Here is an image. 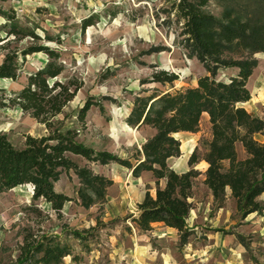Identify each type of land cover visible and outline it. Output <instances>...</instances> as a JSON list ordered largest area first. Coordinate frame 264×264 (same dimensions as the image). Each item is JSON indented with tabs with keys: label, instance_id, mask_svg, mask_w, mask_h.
<instances>
[{
	"label": "rangeland",
	"instance_id": "obj_1",
	"mask_svg": "<svg viewBox=\"0 0 264 264\" xmlns=\"http://www.w3.org/2000/svg\"><path fill=\"white\" fill-rule=\"evenodd\" d=\"M176 2L0 0V9L13 14L21 28L39 38L16 41L11 36L9 49L23 50L30 44L48 46L59 52V62L65 67L59 81L75 78L83 82L60 117L67 118L65 126L77 130L79 141L86 146L134 163L136 152L151 134L145 128L136 129L125 122L137 94L145 91L142 96H146L155 91L174 92L193 87L198 78L207 74L184 47L181 24L173 12ZM209 10L216 16L221 12L214 2ZM89 17L92 25L82 32V22ZM6 22L0 15V38L5 37ZM151 48H158L159 52L148 54ZM19 62L16 81L0 80V133L6 134L17 148L23 145L24 136L39 137L45 134V129L8 99L25 86L30 74L45 67L48 57L36 53ZM157 71L173 73L178 80L172 85L141 84ZM231 74V71L218 70L216 78L225 80ZM89 97L101 100L104 114L98 108H91L83 127L76 116ZM254 116L264 122V110ZM177 138L181 156L170 160V166L178 173L189 170L188 160L195 150L199 159L194 166L200 175L193 182L192 209L187 219L190 236L186 244L180 243L177 231L168 230L162 224H154L152 231L145 233L131 223L129 216H136L137 204L147 192L154 195L157 188L150 174L134 178L128 169L117 164H92L89 166L95 174L113 182L104 201L89 209L82 208L76 201L78 179L69 171L54 186L57 193L72 200L64 206L61 219L49 205L36 202V207L49 216V220L40 223L41 230L59 236L72 248V256L62 264H264V217L259 219L254 215L242 220L230 197H225L222 210L209 201V191L203 183L207 164L202 160L211 139L209 120L202 117L197 133L181 134ZM256 140L264 139L257 135ZM77 161L80 166L84 165ZM31 192L29 186H23L0 194V264L15 261L23 228L37 229L31 220L38 218L25 212L32 203ZM258 200L264 205V195ZM198 213L204 216L200 223H196ZM62 225L78 231L97 230L94 239L83 247L62 234Z\"/></svg>",
	"mask_w": 264,
	"mask_h": 264
},
{
	"label": "trees",
	"instance_id": "obj_2",
	"mask_svg": "<svg viewBox=\"0 0 264 264\" xmlns=\"http://www.w3.org/2000/svg\"><path fill=\"white\" fill-rule=\"evenodd\" d=\"M212 2L221 9L218 16L209 10ZM173 12L181 24L185 49L203 65L207 75L198 78L193 87L174 92L155 91L146 96H142L145 91L137 94L125 122L136 129L151 128L155 134L136 152L132 163L86 146L79 141L77 130L65 126L67 118L60 117L83 82L75 78L59 81L65 67L59 62V52L48 46L30 44L23 50L9 49L11 36L16 41L39 38L21 28L13 14L0 9V15L7 21L5 37L0 38V80L16 81L21 67L19 60L23 62L27 56L43 53L48 57L45 67L30 74L25 86L8 99L43 126L45 134L26 135L23 145L17 148L6 134L0 133V194L30 186L32 203L25 212L38 218L31 220L36 230L30 226L22 229V241L13 264H62L72 256L67 242L41 230L40 223L49 220V216L36 207V202L49 205L61 219L64 206L72 200L57 193L54 186L69 171L78 179L76 201L82 208L89 209L104 201L113 182L95 174L89 166L92 164H117L128 169L134 178L150 174L157 188L154 195L147 192L137 204L136 216H129L131 223L145 233L151 232L154 224H162L176 230L180 243L186 244L190 236L187 219L192 209L193 182L200 175L194 166L199 159L195 150L188 160L190 169L184 173L171 169L169 161L181 156V143L175 134L197 133L203 114L208 115L211 130L202 159L207 164L203 183L216 207L222 208L229 189L241 219L264 211L258 200L264 194V140H256L257 135L264 139V122L241 107L251 100L247 83L258 65L255 55L264 53V0H177ZM91 25L89 17L83 20L80 29L83 32ZM154 52L159 49L151 48L147 53ZM228 69L236 74L228 82L217 80L218 70ZM177 80L173 73L157 71L141 84L172 85ZM93 107L104 114L101 100L89 97L77 112L79 125L85 126ZM238 144L245 152L244 159L238 157ZM77 160L84 165L80 166ZM60 230L87 247L97 228L78 231L62 225Z\"/></svg>",
	"mask_w": 264,
	"mask_h": 264
},
{
	"label": "crops",
	"instance_id": "obj_3",
	"mask_svg": "<svg viewBox=\"0 0 264 264\" xmlns=\"http://www.w3.org/2000/svg\"><path fill=\"white\" fill-rule=\"evenodd\" d=\"M255 58L258 61V65H257L256 69L254 70L252 76L249 78V81L247 83V88H248V90L250 91V94H251V100L249 102H247V103L241 104V107H243L251 115L253 114V116L261 114L262 110H264V53L256 54ZM225 71H231L232 74L225 80L224 79H222V80L218 79L219 81L228 82L229 78L236 74L235 70L228 69V70H225ZM202 117H205L207 120H209V117H208L207 114H203ZM145 129H147L151 133L149 135L148 139L153 137V135L155 134V131L153 129H151V128H145ZM181 134L188 135V134H191V133H178V134H175L174 137L176 139H178L177 137L179 135H181ZM236 147H237L238 157L239 158L241 157L240 159H244L245 158V152H244L242 146L240 144H238ZM170 167L175 172H177L175 167H173V166H170ZM206 168H207V165H206ZM187 171H188V169H186L185 171H181L180 173H184V172H187ZM146 174H148V173H146ZM161 184L163 185V182H161ZM31 190H32V188H31ZM31 194H32V192H31ZM263 195H261V196H263ZM225 197H227V198L230 197L231 198V194H230V190L229 189H226V196ZM208 198H209V201H211V204H213L214 201H213V197H212L210 191H209V197ZM222 209H223V207L222 208H218V210H222ZM254 215H257V217H259V219H261L262 216L264 217V211H263L262 215L255 213V214H251V215L247 216L245 219H248V217H253ZM245 219H242V220H245ZM202 220H204V216L201 215L200 213H198L197 214V222L196 223H200ZM259 221L261 222V220H259ZM187 226H188V224H187ZM166 229L171 230V231H176V230L170 229V228H166Z\"/></svg>",
	"mask_w": 264,
	"mask_h": 264
}]
</instances>
